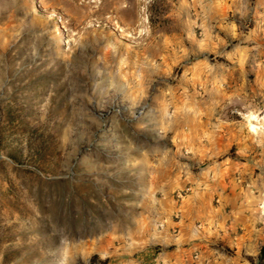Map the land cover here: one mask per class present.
<instances>
[{
  "label": "rangeland",
  "instance_id": "1",
  "mask_svg": "<svg viewBox=\"0 0 264 264\" xmlns=\"http://www.w3.org/2000/svg\"><path fill=\"white\" fill-rule=\"evenodd\" d=\"M221 211L261 246L264 0H0V264H159Z\"/></svg>",
  "mask_w": 264,
  "mask_h": 264
},
{
  "label": "crops",
  "instance_id": "2",
  "mask_svg": "<svg viewBox=\"0 0 264 264\" xmlns=\"http://www.w3.org/2000/svg\"><path fill=\"white\" fill-rule=\"evenodd\" d=\"M195 214L196 212L194 217ZM222 219V211L220 214L213 213V217L207 214L209 224L204 226L205 230H197L194 225V241L191 239V232L186 234L185 240L178 243L183 246L188 244L189 247L184 246L172 253L164 254L159 258V264H162V261L164 264H259L260 250L264 241L257 249L251 247L248 237L235 235L236 231L233 230L232 225L229 227L226 224L221 230ZM231 228L232 230H229ZM186 229H189L188 226ZM195 255H198V259L194 258Z\"/></svg>",
  "mask_w": 264,
  "mask_h": 264
},
{
  "label": "bare ground",
  "instance_id": "3",
  "mask_svg": "<svg viewBox=\"0 0 264 264\" xmlns=\"http://www.w3.org/2000/svg\"><path fill=\"white\" fill-rule=\"evenodd\" d=\"M255 120V117L253 115L249 116V125L253 132L256 134L262 129L261 125L259 123L254 124L253 121Z\"/></svg>",
  "mask_w": 264,
  "mask_h": 264
},
{
  "label": "trees",
  "instance_id": "4",
  "mask_svg": "<svg viewBox=\"0 0 264 264\" xmlns=\"http://www.w3.org/2000/svg\"><path fill=\"white\" fill-rule=\"evenodd\" d=\"M259 264H264V245L261 247V250H260Z\"/></svg>",
  "mask_w": 264,
  "mask_h": 264
},
{
  "label": "built area",
  "instance_id": "5",
  "mask_svg": "<svg viewBox=\"0 0 264 264\" xmlns=\"http://www.w3.org/2000/svg\"><path fill=\"white\" fill-rule=\"evenodd\" d=\"M199 229H202V226H199ZM195 259H198V255H195Z\"/></svg>",
  "mask_w": 264,
  "mask_h": 264
}]
</instances>
